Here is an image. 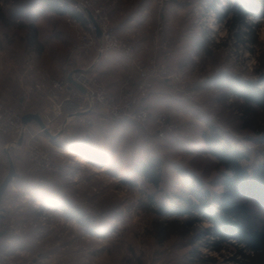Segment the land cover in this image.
Wrapping results in <instances>:
<instances>
[{
    "label": "rangeland",
    "instance_id": "obj_1",
    "mask_svg": "<svg viewBox=\"0 0 264 264\" xmlns=\"http://www.w3.org/2000/svg\"><path fill=\"white\" fill-rule=\"evenodd\" d=\"M61 1H51L57 2L59 11L65 10ZM91 1L95 8L105 11L117 37L130 49H111L124 53L136 74L128 76L122 86L128 80L132 86L137 85L138 67L162 72L154 73L151 92L142 100L141 106L149 111L150 118L145 125L123 121L125 129L117 130L116 135H94L93 144L106 155L104 166L89 162L73 147L51 146L45 139L36 144L52 154L54 166L41 170L29 160L30 145L17 147L12 137L0 135V184L10 170L8 156L18 173L14 180L18 187L6 193L2 206L14 197L19 199V206L0 209V228L6 232V241L31 258H43L46 264H236L232 261L236 247L225 245L216 252L210 248L215 238L206 233L214 225L210 215L219 212L213 195L223 192L225 175L230 174L209 152L204 135L215 133L222 143L228 142L246 155L241 165L249 173L264 165V111L247 103L229 85L230 80H241L264 89V0H146L144 3L154 8L145 17L154 20L145 35L156 30L157 36L154 33L155 37L143 44L121 37L115 28L121 21L116 13L131 12L137 0H122L119 8L112 6L114 0ZM45 3L0 0L4 12L0 21V99L25 115L40 108L27 102L33 97L29 91L34 78L26 74L24 59L33 35L43 39L60 33L68 42L61 47L39 44L43 49L48 46L52 59L36 61L37 73L59 78L55 69L69 61L78 68V59L88 60L78 49L84 29L72 20L73 16L54 13L55 18L47 24L35 26L32 14L41 17L39 20L51 14ZM35 6L39 11L31 10ZM166 6L175 11L176 23L188 39L163 38L169 32L168 13L163 11ZM204 6L208 10L201 15ZM235 6L250 12L245 22L235 21L236 16L229 13ZM220 14L223 16L218 18V26L214 16ZM158 81L163 82L156 85ZM112 95L119 99L122 90L119 97ZM152 96L149 108L144 106V100ZM140 162L157 165L163 177L159 186L135 174ZM181 171L210 192L207 212L197 209L192 215L162 218L156 213L161 202L167 207L173 203L185 208L175 195L191 196ZM260 198L264 203V193ZM77 210L91 217L104 233L89 234L76 217L68 214ZM175 219L181 225L192 219L196 224L188 236L173 234L159 240L155 225ZM11 227L19 232H8ZM199 235L201 239L193 243ZM233 243L237 245L236 240ZM240 247L249 252L246 246ZM193 252L206 261L196 262L198 256Z\"/></svg>",
    "mask_w": 264,
    "mask_h": 264
},
{
    "label": "built area",
    "instance_id": "obj_2",
    "mask_svg": "<svg viewBox=\"0 0 264 264\" xmlns=\"http://www.w3.org/2000/svg\"><path fill=\"white\" fill-rule=\"evenodd\" d=\"M60 4L70 10L74 14L73 21L83 27L78 49L83 55L93 57V64L98 63L100 57L111 49H125L130 52L129 47H125L112 29L108 15L102 8H95L93 1L62 0ZM206 10L208 7L204 6L201 9V15H205ZM222 16L221 14L214 16L218 26L221 25L218 18ZM97 28L101 31L100 36L97 33ZM94 53L96 56H93ZM24 70L29 77L34 78L29 93L36 95L40 102L47 104L46 111L40 117L48 130L52 133L51 127L61 120L56 127L57 133H53L55 135L65 131L73 120L82 121L83 115L95 112H103L114 121H132L145 125L150 118V113L141 106L142 100L151 92V80L157 75L154 73L160 72L159 69L146 71L142 67H138L139 82L134 87L128 80L122 86V96L117 99L100 83L91 68L78 69L72 61L66 63L63 67V76L59 78L37 73L36 53L32 47H28L25 55ZM163 74L165 75V71ZM70 75L83 88V91L69 80ZM24 115V112L10 107L0 99V135L12 137L15 144L23 129ZM159 122V124L163 123L161 120ZM28 157L33 165L41 170H51L54 166L52 154L42 150L36 142L30 144ZM17 187L18 185L13 181L6 193L16 190ZM17 200H19L17 197L10 198L8 205H1L0 209L5 211V209L10 210L12 206L18 207ZM21 211L23 212L22 209ZM44 214L46 213L44 212ZM8 232L16 234L19 231L11 227ZM0 233L6 232L0 228ZM9 243L10 240L7 242L6 248H0V264H46L43 258H31L25 252L14 249Z\"/></svg>",
    "mask_w": 264,
    "mask_h": 264
},
{
    "label": "trees",
    "instance_id": "obj_3",
    "mask_svg": "<svg viewBox=\"0 0 264 264\" xmlns=\"http://www.w3.org/2000/svg\"><path fill=\"white\" fill-rule=\"evenodd\" d=\"M32 9V7H31ZM236 16L235 21L243 23L250 12L246 7H233L229 10ZM4 19L3 9L0 7V21ZM36 35H33V39ZM231 89L249 104H256L258 108L264 111V89L252 83L241 80H230ZM204 140L208 146L209 152L214 155L230 175H225L222 183L224 190L221 194L213 195L214 202L218 205L219 212L210 215L213 228L207 229L206 233L211 234L215 240L210 248L216 252H221L225 245H234L237 253L232 261L236 264H264V203L260 200L264 193V165H261L253 173H249L241 165V160L247 158L241 151L235 149L230 143H222L217 134L213 136L204 135ZM76 149V148H75ZM84 149V151H83ZM80 149L90 162L104 166L106 155L96 150H88L86 147ZM77 150V149H76ZM78 151V150H77ZM135 174L145 177L154 186H159L162 182V175L153 163L140 162L135 166ZM186 181L187 190L190 197L184 195H175L186 207L181 208L176 204L167 207L166 203L161 202L156 213L160 217H176L192 215L195 210L203 213L207 212V199L210 192L201 188V182H191L185 171L180 172ZM257 194V195H256ZM154 201V198H151ZM69 216L76 217L78 221L90 234H103L101 229L95 224L94 220L82 211L68 212ZM196 220L192 219L181 225L177 219L158 223L156 235L159 240H165L173 234L188 236L191 233ZM106 231V229H105ZM201 236L196 237V241ZM237 241V245L233 241ZM240 245L248 248L245 251ZM194 257L198 256L196 262L203 263L206 260L201 254L193 252Z\"/></svg>",
    "mask_w": 264,
    "mask_h": 264
},
{
    "label": "crops",
    "instance_id": "obj_4",
    "mask_svg": "<svg viewBox=\"0 0 264 264\" xmlns=\"http://www.w3.org/2000/svg\"><path fill=\"white\" fill-rule=\"evenodd\" d=\"M52 0H45V6L47 4L48 9L51 10V14L48 17H45L42 20H39L38 17L32 14V20L35 22L36 27H40V24H47L51 19L55 18L52 17L54 13L61 14L62 12L67 17H72L74 14L70 12V10L65 9L59 11L58 4L52 3ZM126 2V0H124ZM146 0H137L136 4L133 7V10L131 12L120 11V13H116L117 17L119 15V18L121 19L119 25H116L115 28L117 29L118 34L123 38L128 39H136L134 40V43H149L150 38H154V33L157 36V31L151 32L150 35H145L147 33V28L150 27V23L154 19H150L149 17H145L147 15V12L151 11L154 8V5H150L148 3H144ZM122 0H114L112 2V6L115 7H122ZM124 2V3H125ZM128 2V1H127ZM123 3V4H124ZM31 10L39 11L38 7H32ZM164 12L166 11L167 14V26L169 28L168 36H163V38H175L177 36H180L183 38L182 40L188 39V35L185 31H180V27L177 25V21L175 18V11L172 10L169 6L165 7ZM180 12V11H179ZM63 16V17H66ZM60 20H62V18ZM118 18V19H119ZM157 18V16H156ZM113 19L116 18L113 17ZM37 20V21H36ZM73 20V18H72ZM158 27V26H157ZM155 27V28H157ZM179 27V28H178ZM39 44H46L50 46H58L61 47L62 45L68 44L67 39L60 33L52 34L51 36H45L43 39L36 35V37L33 39V41H30L29 47H32L36 53V61L38 62L39 59L45 58V59H52L49 56V48L46 49V46L43 49V46L41 47ZM39 46V49H38ZM41 47V48H40ZM1 56V55H0ZM6 56V55H4ZM81 57V56H79ZM88 60H82L84 58L78 59L77 65L78 68H91V71L94 73V75L98 78L99 81H101L106 88L115 96L119 97L121 95L122 90V84L125 81V79L128 76H134L135 77V71L132 68L131 62H129V59L125 56L124 53L117 50H109L105 55L102 56L101 60L97 64H93L92 57L88 58ZM5 61H8L7 59H4ZM55 60V59H54ZM58 64V63H57ZM7 69V67H6ZM10 70V69H8ZM13 71V70H10ZM53 72H56L55 75H60L59 77L63 76V68L61 69H55ZM163 81H158L156 85L161 83ZM155 84L153 85V89H155ZM152 96L149 99L144 100V106H149L152 104ZM30 102L31 107H40L39 111L32 112V113H39L40 115H43L44 112L47 109V104L42 103L38 100V97L36 95H33L32 100L28 99L27 102ZM149 108V107H148ZM61 122V120H58L56 124H54L51 127L52 134L57 133L56 127ZM124 123L126 122H118L110 119L105 113L103 112H95L88 115H83L82 121L79 120H73L69 125L67 126L66 130L60 133V137L57 139H51L48 135H46L44 132H42L41 127L36 122H31L27 125L26 130V136L23 144L30 145L31 143H38V142H44L45 139L50 140V145H57L64 147H73L76 148L78 151L80 149H83L86 147L88 150H96L98 152H101L100 148L93 144L94 135H116L117 130H123ZM119 125V126H118ZM53 134V135H55ZM89 135V137L85 136ZM84 136V137H83ZM83 137V138H82ZM93 138V139H92ZM61 141V143H59ZM92 141V142H91ZM96 142V141H95ZM61 148V147H60ZM61 148V150H63ZM84 151V149H83ZM90 162V160H89ZM92 163V162H91ZM95 164V163H93ZM97 165V164H95ZM90 234V233H89ZM99 235V234H94ZM7 237L3 236L0 238V248H6L7 246Z\"/></svg>",
    "mask_w": 264,
    "mask_h": 264
},
{
    "label": "water",
    "instance_id": "obj_5",
    "mask_svg": "<svg viewBox=\"0 0 264 264\" xmlns=\"http://www.w3.org/2000/svg\"><path fill=\"white\" fill-rule=\"evenodd\" d=\"M97 33L100 36L101 35V31L99 28H97ZM69 80L80 90L83 91V88L81 86H79L74 80L72 75H70ZM31 122H36L42 129V131L48 135L51 139H57L58 135H53L48 128L46 127L45 123L43 122L42 118L40 117V115L38 114H26L23 117V129L21 130V133L18 137V140L15 142V146L20 147L23 145L24 140H25V136H26V128L27 125L30 124ZM9 158V163H10V170L9 173L7 175V177L3 180V182L0 184V207L3 203L4 200V196L6 191L8 190L10 184L18 177V173L16 171L14 162L12 160V158L10 156H8ZM5 235V233H0V238H2Z\"/></svg>",
    "mask_w": 264,
    "mask_h": 264
},
{
    "label": "bare ground",
    "instance_id": "obj_6",
    "mask_svg": "<svg viewBox=\"0 0 264 264\" xmlns=\"http://www.w3.org/2000/svg\"><path fill=\"white\" fill-rule=\"evenodd\" d=\"M67 154H69V155H73V152H67ZM80 158V157H79ZM85 159L84 158H80V161H84Z\"/></svg>",
    "mask_w": 264,
    "mask_h": 264
}]
</instances>
